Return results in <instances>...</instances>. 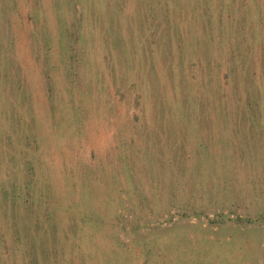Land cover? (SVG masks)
<instances>
[{
	"label": "rangeland",
	"instance_id": "rangeland-1",
	"mask_svg": "<svg viewBox=\"0 0 264 264\" xmlns=\"http://www.w3.org/2000/svg\"><path fill=\"white\" fill-rule=\"evenodd\" d=\"M0 264H264V0H0Z\"/></svg>",
	"mask_w": 264,
	"mask_h": 264
}]
</instances>
